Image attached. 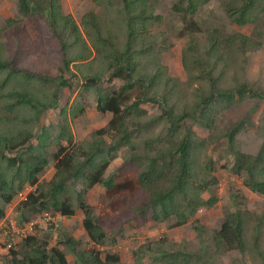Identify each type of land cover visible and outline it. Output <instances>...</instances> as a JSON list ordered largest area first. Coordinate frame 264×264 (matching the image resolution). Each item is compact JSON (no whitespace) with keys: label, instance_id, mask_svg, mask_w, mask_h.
<instances>
[{"label":"rangeland","instance_id":"rangeland-1","mask_svg":"<svg viewBox=\"0 0 264 264\" xmlns=\"http://www.w3.org/2000/svg\"><path fill=\"white\" fill-rule=\"evenodd\" d=\"M59 1L62 12L71 15L79 24L83 16L90 12L105 15L104 7L97 5L93 0ZM228 1L210 0L200 4L197 10L193 11L188 4L189 0H150L148 3L162 18L148 32L154 37L153 42L148 47L149 51L141 56L146 73L155 74L159 70L162 74L159 79L162 82L163 95L161 97L159 93L158 97L169 98V108L174 107L175 113L195 105L201 95L208 92L214 76L219 78L218 86L221 89L237 90L238 86H246L241 88V93H235L233 100L224 101L215 97L210 103L213 108L211 125L204 126L199 119L189 117L179 130L180 139L189 131L201 139L200 143H197L198 147L192 150L193 154L195 153L194 157L192 154V172L198 174V177L188 187L193 198L199 194L203 200L211 199L212 202L196 205L191 200L192 205L183 209L188 216L186 223L180 225L176 224L183 219L181 216L139 225L144 215L138 208L147 198L145 190H140L132 199H125L122 207L116 213H111V199L106 197L105 188L95 185L86 191L85 199L93 208L95 216H99L101 210L107 213L103 223L107 238L98 246L92 242L83 227L84 213L76 200L73 203L75 215L68 217L56 212L55 216L49 218V211L42 206L36 212L25 205L23 195L15 197L9 204L0 199V205L5 209L6 223L15 237L13 241L16 250L20 251L17 254L19 259L22 257L21 251H24L21 240L27 235H34L49 253L54 247L60 248L70 264H77L74 254L64 244V239L68 237L65 233H68L79 242L76 244L77 251L84 252L88 248L96 247L102 260L107 254L118 255V264H159L157 258L163 257L160 251L189 253L190 264H203L206 260L211 264H264L262 255L259 254L260 250L264 251V223H260L258 218L264 217V195L250 190L245 184V175L232 170L234 155L225 138V133L238 127L236 149L253 155L258 153L264 141V13L260 14L256 22L241 26L228 16L225 8ZM19 4L20 0H0V30H4L2 41L7 47L9 57L16 58L17 62L30 69L51 76L57 74L62 59L60 45H48V41L43 38L37 27L36 20L39 17L23 16ZM33 18L36 20L30 21ZM11 19L16 20L12 26L9 25ZM236 33L256 39L261 45L254 49L242 50L230 40ZM218 42L220 44L214 53L208 54L211 45ZM220 56L219 66L212 69L211 64ZM123 83L124 80L116 78L106 80L96 87L101 90L108 89L112 93L120 89ZM83 84L84 81L79 77L72 79L69 87L60 89L58 108L43 111L35 123L36 134L40 133L44 126L52 128V135L57 134L60 127H67L74 135L72 143H76L73 147L80 145L82 140L98 143L102 147L110 146L121 137V134L118 135L114 131H108L103 136L94 134L95 130L106 126L112 118V113H100L96 108V91L93 88L85 90ZM46 86H51L53 91L56 89V84ZM140 89H144L145 95L151 91L147 87ZM129 95L127 104H131L136 98L133 92ZM176 98L179 100L175 101ZM77 102L86 108L77 117H73L69 106ZM64 105H67L66 115L61 114ZM140 106L147 111V115L142 116V121L158 116L143 130L130 123L137 153L143 154V141L149 137H165L168 133V123L159 103L146 100ZM202 108L197 111V116ZM33 144H36L35 139L20 149L21 152L25 150L26 153ZM63 145L66 146L67 143L64 142ZM58 148V144L49 148V164L39 175L41 183L52 179L57 172L55 153ZM129 150L127 145H119L106 176L118 173L120 167L124 168L120 173L126 175L129 174L128 169L137 170ZM80 152L79 149L78 153ZM209 161L211 168L209 167L202 176V169ZM175 166L167 169L162 185L172 183L176 175ZM26 187L27 192L36 190V185ZM181 195L178 196L179 199ZM142 209L147 213L151 210L150 207ZM234 212H240L245 219V252L229 248L216 239L217 231L221 229L230 213ZM31 222L34 225L33 229L29 230L28 224ZM18 231L21 232L19 235ZM256 236L260 238L258 248L254 245ZM9 241L10 238L5 233L0 235L1 247L4 242ZM155 248L158 250L154 251ZM12 257L10 252L1 251L0 264H10ZM154 257L156 260H153ZM161 260L166 262L164 257Z\"/></svg>","mask_w":264,"mask_h":264},{"label":"trees","instance_id":"trees-1","mask_svg":"<svg viewBox=\"0 0 264 264\" xmlns=\"http://www.w3.org/2000/svg\"><path fill=\"white\" fill-rule=\"evenodd\" d=\"M93 1L104 7L105 15L90 12L83 16L79 24L71 15L62 12L59 0H20L19 10L23 16L39 17L38 20L33 18L30 21L36 20L40 34L48 41L47 44L60 45L61 64L58 73L53 76L30 69L17 62L16 58L11 59L2 41L4 30H0V199L9 204L27 188L26 186L36 185L35 191L26 194L24 204L36 212L42 206L52 217L56 212L68 217L75 215L73 203L76 200L84 213L85 231L92 242L100 246L99 244H103L107 238V232L103 228L107 213L101 210L99 216H95L93 208L85 199L86 191L95 185L105 188L106 197L111 199V213H116L125 199H132L140 190H145L147 198L138 208L144 215L139 225L181 216L183 219L176 224L180 225L186 223L188 216L183 209L192 205L191 200L196 205L212 202L211 199L203 200L199 194L193 198L190 193L188 185L198 177V174L193 173L192 150L198 147L197 143H200L201 139L191 131L180 139L179 130L189 117L199 119L204 126L211 125L213 108L210 103L215 97L224 101L233 100L235 93H241V88L246 86H238L237 90L221 89L218 86L219 78L214 76L208 92L203 93L195 105L175 113L174 107L169 108V98L158 97L159 93L161 97L163 95L159 70L158 74H149L146 73V67L142 66L141 56L149 51L148 47L152 45L154 38L148 32L162 16L155 13L153 6L148 3L150 0ZM208 1L210 0H189L188 4L196 11L200 4ZM225 5L228 16L241 26L256 22L260 14L264 13V0H229ZM9 21L11 26L16 23L13 19ZM230 40L242 50L254 49L261 45L256 39L241 33L231 36ZM219 44L220 42L211 45L208 54L212 55ZM220 59L221 56L211 64L212 69L219 66ZM79 77L84 81L85 90L93 88L96 91L97 110L103 114L112 113V118L106 126L95 130L94 134L103 136L108 131L121 134L113 145L102 147L98 143L82 140L80 145L73 147L76 143H72L74 135L67 127H60L57 134L52 135V128L44 126L40 133L36 134L35 123L43 111L58 108L60 89L69 87L71 80ZM116 78L124 80V83L112 93L108 89L101 90L96 87L106 80ZM46 84H56V89L53 91L51 86ZM141 87L150 88L151 94L145 95ZM138 90L140 92H137ZM131 92L136 98L131 104H127ZM146 100L162 106L167 117L168 133L165 137L145 139L142 145L144 153L140 154L137 153L136 142L131 136L130 123L143 130L158 117L152 116L145 122L142 121V116H146L147 111L140 105ZM67 105L62 106L61 114L66 115ZM201 107L203 108L197 116ZM85 108L86 106L78 102L69 106L73 117L84 112ZM238 132L239 128L234 127L225 133L227 144L234 155L232 170L245 175L244 181L250 190L264 195V141L257 154L241 152L236 149ZM34 139L36 144L26 153L25 150L21 152L20 149ZM64 142L67 143L66 146L63 145ZM53 144L59 145L55 153L57 172L52 179L41 183L39 175L49 164L48 151ZM121 144L129 147L128 152L137 170L128 169L129 174L126 175L120 173L124 171V168L120 167L118 173L106 176L113 155ZM173 165H176L174 180L171 184L162 185L167 169H171ZM209 167L211 168V161L205 163L202 176ZM180 194L181 199L178 197ZM145 207H150L149 213L143 212L142 208ZM230 214L217 231L216 239L229 248L245 252V219L240 212ZM258 218L260 223H264L263 216ZM4 219L5 209L0 205V223ZM65 235L68 237L64 239V244L74 254L77 264L120 262V257L116 254H107L103 261L96 247L79 252L76 248L79 242H76L72 234ZM256 237L254 245L258 248L260 238ZM21 243L24 249L21 251V259L17 257L20 251L16 250L14 245L10 249L13 254L10 264H70L60 248L54 247L49 253L34 235H27ZM156 250L158 248L154 249ZM160 252L166 262L161 260L163 257L157 258L159 264H190L189 253ZM259 254L264 260V251L260 250ZM203 264L211 263L206 260Z\"/></svg>","mask_w":264,"mask_h":264},{"label":"clouds","instance_id":"clouds-1","mask_svg":"<svg viewBox=\"0 0 264 264\" xmlns=\"http://www.w3.org/2000/svg\"><path fill=\"white\" fill-rule=\"evenodd\" d=\"M96 108H97V106H96ZM28 188V187H27ZM26 188V189H27ZM26 189L22 192V193H20V194H18L17 196H22L23 195V199L25 200V198H26V194L28 193L27 191H26ZM16 196V197H17ZM47 215H48V217L49 218H52V216L50 215V214H48L47 213ZM33 225H34V223H29L28 224V229L29 230H32L33 229ZM11 229V227L10 226H8V224L6 223V217H5V219L0 223V232L1 233H5L7 236H9V238H10V241L8 242V243H3V245H2V247L0 246V253H1V251H3L4 249V247L7 245V244H12V246H14L15 245V242L13 241V240H15V237L13 236V232L10 230ZM18 233V235L21 233L20 231H18L17 232ZM22 233H24V231H22ZM22 236H26V234H22ZM73 236V235H72ZM12 240V241H11ZM13 242V243H12ZM12 246L6 251V252H10V249L12 248ZM101 258H102V256H101ZM105 260V259H104ZM103 260V261H104Z\"/></svg>","mask_w":264,"mask_h":264},{"label":"built area","instance_id":"built-area-1","mask_svg":"<svg viewBox=\"0 0 264 264\" xmlns=\"http://www.w3.org/2000/svg\"><path fill=\"white\" fill-rule=\"evenodd\" d=\"M2 233L0 232V235H1ZM12 246V244H7L3 249L5 250V251H7L10 247Z\"/></svg>","mask_w":264,"mask_h":264}]
</instances>
